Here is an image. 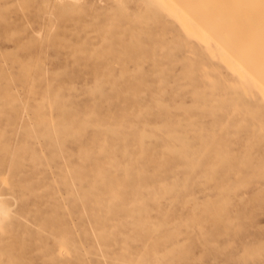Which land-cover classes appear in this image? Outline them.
Returning a JSON list of instances; mask_svg holds the SVG:
<instances>
[{
  "label": "rangeland",
  "instance_id": "374dc122",
  "mask_svg": "<svg viewBox=\"0 0 264 264\" xmlns=\"http://www.w3.org/2000/svg\"><path fill=\"white\" fill-rule=\"evenodd\" d=\"M198 2L236 50L165 4L0 0V264H264V36Z\"/></svg>",
  "mask_w": 264,
  "mask_h": 264
},
{
  "label": "bare ground",
  "instance_id": "6f19581e",
  "mask_svg": "<svg viewBox=\"0 0 264 264\" xmlns=\"http://www.w3.org/2000/svg\"><path fill=\"white\" fill-rule=\"evenodd\" d=\"M129 1V0H128ZM149 4L153 5L154 8L158 10H163L162 6H166V8L170 9L172 13H176V16L182 21L183 24L192 23L196 26V31L201 33V35H205L207 37H211L216 41L217 48H224L226 51L230 49L236 50L239 46L231 43L230 41H226L221 37V33L223 30L227 28L225 25L224 28L220 27V25L212 26L209 23V16L206 11L195 7L198 1H202L203 3H207L213 6L215 9L217 6L220 8H225V16L230 17L229 19L243 21L245 24L244 32L241 35H238V40H241L246 35L247 37L243 40L244 42H248L250 46H252L257 40L255 39L256 35L264 36V0H236L231 4V0H144ZM220 1H223L220 3ZM127 2V1H126ZM245 3L248 12L244 14L243 12L240 14V9L243 8V4ZM239 13L236 17L235 14ZM248 15V16H247ZM247 16V17H246ZM235 24V23H233ZM230 29H233V25ZM212 31H216L217 34H212ZM234 57L236 55L233 54ZM240 63H243L242 60L238 59ZM264 61V59H263ZM264 71H260L259 76H263ZM3 205V204H2ZM1 207V206H0ZM5 207V206H4ZM3 209V207L1 208ZM0 209V212L3 211ZM8 210V209H7ZM6 210V211H7ZM7 213V212H4Z\"/></svg>",
  "mask_w": 264,
  "mask_h": 264
}]
</instances>
